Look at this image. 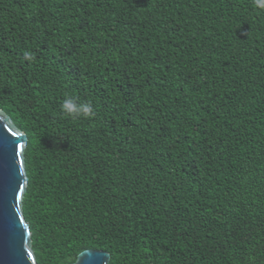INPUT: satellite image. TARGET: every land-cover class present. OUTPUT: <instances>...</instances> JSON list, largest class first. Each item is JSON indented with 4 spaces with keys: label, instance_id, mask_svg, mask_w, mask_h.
<instances>
[{
    "label": "trees",
    "instance_id": "1",
    "mask_svg": "<svg viewBox=\"0 0 264 264\" xmlns=\"http://www.w3.org/2000/svg\"><path fill=\"white\" fill-rule=\"evenodd\" d=\"M0 109L29 138L38 264H264L253 0H0Z\"/></svg>",
    "mask_w": 264,
    "mask_h": 264
},
{
    "label": "water",
    "instance_id": "2",
    "mask_svg": "<svg viewBox=\"0 0 264 264\" xmlns=\"http://www.w3.org/2000/svg\"><path fill=\"white\" fill-rule=\"evenodd\" d=\"M28 135L0 109V264H38L32 233L23 214L29 176L25 163ZM106 251L82 252L76 264H109Z\"/></svg>",
    "mask_w": 264,
    "mask_h": 264
},
{
    "label": "clouds",
    "instance_id": "3",
    "mask_svg": "<svg viewBox=\"0 0 264 264\" xmlns=\"http://www.w3.org/2000/svg\"><path fill=\"white\" fill-rule=\"evenodd\" d=\"M255 6L258 9H264V0H253ZM24 56L28 59H32L30 52L25 51ZM62 110L73 118H91L95 115L92 105L90 103H77L72 97L66 98L62 103ZM61 264H76L72 256H65L62 259Z\"/></svg>",
    "mask_w": 264,
    "mask_h": 264
}]
</instances>
